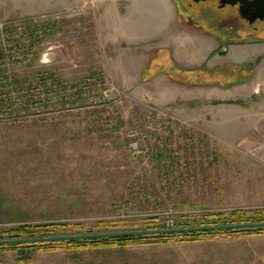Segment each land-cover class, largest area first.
Masks as SVG:
<instances>
[{"label":"rangeland","instance_id":"rangeland-1","mask_svg":"<svg viewBox=\"0 0 264 264\" xmlns=\"http://www.w3.org/2000/svg\"><path fill=\"white\" fill-rule=\"evenodd\" d=\"M195 20L187 25L176 0H0V30L56 26L37 57L12 70L24 78L46 69L68 88L63 101L0 114V234L200 224L264 207V38L219 39ZM236 234L0 258L193 264L203 246Z\"/></svg>","mask_w":264,"mask_h":264},{"label":"trees","instance_id":"trees-1","mask_svg":"<svg viewBox=\"0 0 264 264\" xmlns=\"http://www.w3.org/2000/svg\"><path fill=\"white\" fill-rule=\"evenodd\" d=\"M177 6L180 8V14L187 21L188 14L185 9V0H176ZM55 23H35L24 22L21 25H10L0 30V114L10 116L17 114L24 108H34L38 105L42 107L48 105L49 102L66 98L65 91L68 89L60 80L54 78L46 69H40L34 75H28L24 78L12 70L14 64L22 63L25 60L30 61L38 56L39 43L49 38L54 32ZM170 61L174 64L173 58ZM213 219V221H207ZM202 223L215 222H243V221H260L264 220L263 208H247L236 209L230 214L212 213L202 217ZM106 223H99V226H105ZM179 226L196 225L187 222L178 223ZM63 224H42L33 227L34 233L29 228L18 226L11 228L0 237L8 236H33L38 233L54 232L57 229H65ZM79 227V226H77ZM162 227L160 224H149L148 228ZM259 234L264 233V228L245 229V230H223V231H195L182 233H169L154 236H127V237H111V238H94L85 240H69V241H52L31 244H14L0 245V252L11 250H24L26 248L33 249H52L57 250L64 245H69L75 249H84L87 247H112L126 246L134 241L141 243L167 242L173 237H178L183 241H197L206 237H216L222 234L231 233ZM1 233V232H0ZM21 259H27L23 256Z\"/></svg>","mask_w":264,"mask_h":264},{"label":"flooded vegetation","instance_id":"flooded-vegetation-1","mask_svg":"<svg viewBox=\"0 0 264 264\" xmlns=\"http://www.w3.org/2000/svg\"><path fill=\"white\" fill-rule=\"evenodd\" d=\"M187 25L200 22L219 39L264 38V0H185ZM195 20V21H194Z\"/></svg>","mask_w":264,"mask_h":264},{"label":"crops","instance_id":"crops-1","mask_svg":"<svg viewBox=\"0 0 264 264\" xmlns=\"http://www.w3.org/2000/svg\"><path fill=\"white\" fill-rule=\"evenodd\" d=\"M61 252L35 253L25 263L21 264H77L78 259H71ZM190 255V254H189ZM186 255L187 261H190ZM0 258V264H8ZM193 264H264V233H238L203 246L201 257L191 259ZM9 264H12L10 262Z\"/></svg>","mask_w":264,"mask_h":264},{"label":"water","instance_id":"water-1","mask_svg":"<svg viewBox=\"0 0 264 264\" xmlns=\"http://www.w3.org/2000/svg\"><path fill=\"white\" fill-rule=\"evenodd\" d=\"M241 1V0H229ZM227 48L220 50L225 52ZM264 228V220L260 221H243V222H215L207 224H196L189 226H175L172 220L168 221L166 227L158 228H141V229H123L108 231H91L83 233H60L33 236H9L0 237V245L14 244H31L52 241H69V240H85V239H102L111 237H127V236H154L169 233L195 232V231H223V230H245Z\"/></svg>","mask_w":264,"mask_h":264}]
</instances>
